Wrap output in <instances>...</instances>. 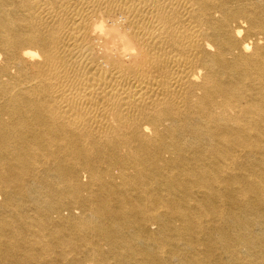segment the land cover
Wrapping results in <instances>:
<instances>
[{"label": "bare ground", "instance_id": "bare-ground-1", "mask_svg": "<svg viewBox=\"0 0 264 264\" xmlns=\"http://www.w3.org/2000/svg\"><path fill=\"white\" fill-rule=\"evenodd\" d=\"M0 264H264V0H0Z\"/></svg>", "mask_w": 264, "mask_h": 264}]
</instances>
